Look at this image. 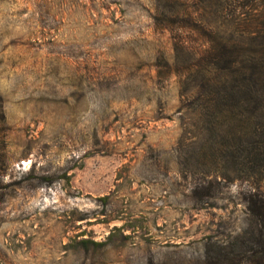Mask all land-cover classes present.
<instances>
[{
  "label": "rangeland",
  "instance_id": "obj_1",
  "mask_svg": "<svg viewBox=\"0 0 264 264\" xmlns=\"http://www.w3.org/2000/svg\"><path fill=\"white\" fill-rule=\"evenodd\" d=\"M226 7L0 0V264H203L239 231L264 177L230 156L240 74L193 28L256 49Z\"/></svg>",
  "mask_w": 264,
  "mask_h": 264
},
{
  "label": "trees",
  "instance_id": "obj_2",
  "mask_svg": "<svg viewBox=\"0 0 264 264\" xmlns=\"http://www.w3.org/2000/svg\"><path fill=\"white\" fill-rule=\"evenodd\" d=\"M224 2L227 10L233 7L236 10L228 16L229 20L242 27L241 31L247 39L257 41L256 49L243 43L238 51L232 38L208 34L201 23L193 24V28L213 44L215 53H211L207 60L214 69H224L230 75L240 74L243 92L239 104L242 105V111L244 109V122L252 126L254 139L230 156L235 158L236 154L244 158V167L250 168L248 166L251 164L264 177V0ZM237 64L240 65L239 68L236 67ZM230 100H225L224 106ZM48 179L50 178H46L47 182ZM239 196L243 205L239 231L224 239L214 235L203 238L200 242L203 264H264V194L257 189L241 192ZM108 197L102 200L107 201ZM95 245L101 247L104 244Z\"/></svg>",
  "mask_w": 264,
  "mask_h": 264
}]
</instances>
